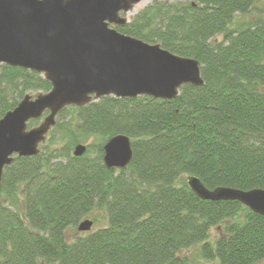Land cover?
<instances>
[{
  "label": "trees",
  "instance_id": "obj_1",
  "mask_svg": "<svg viewBox=\"0 0 264 264\" xmlns=\"http://www.w3.org/2000/svg\"><path fill=\"white\" fill-rule=\"evenodd\" d=\"M114 28L199 61L205 83L184 85L172 101L108 96L60 112L39 154L4 169L0 264H192L181 252L194 246L220 264L264 261V216L202 200L187 183L264 189V0H156ZM50 90L41 74L0 64V119ZM117 135L130 138L133 158L108 169L103 146ZM94 211L107 226L68 242L66 231Z\"/></svg>",
  "mask_w": 264,
  "mask_h": 264
},
{
  "label": "water",
  "instance_id": "obj_2",
  "mask_svg": "<svg viewBox=\"0 0 264 264\" xmlns=\"http://www.w3.org/2000/svg\"><path fill=\"white\" fill-rule=\"evenodd\" d=\"M142 1L0 0V64L37 72L51 84L49 92L26 95L0 119V185L5 167L15 157L39 154L67 107H83L108 96L172 101L184 85H204L199 61L113 28L127 24V15ZM42 118L29 128L30 121ZM103 150L108 169L127 168L133 158L125 135L109 139ZM86 151L87 145L79 144L73 155ZM187 183L202 200L238 201L264 216V189L211 190L195 176H188ZM93 225L86 219L78 230L89 232Z\"/></svg>",
  "mask_w": 264,
  "mask_h": 264
},
{
  "label": "rangeland",
  "instance_id": "obj_3",
  "mask_svg": "<svg viewBox=\"0 0 264 264\" xmlns=\"http://www.w3.org/2000/svg\"><path fill=\"white\" fill-rule=\"evenodd\" d=\"M156 0H143L141 3H139L138 5L135 6V8L127 15L128 19H131L133 16H135L136 14H138L141 10H143L145 7H147L148 5H150L151 3H153ZM172 2H183L185 0H171ZM254 18V14H251L249 16H243V17H238L235 22H234V29L238 27V25H243L249 21H251ZM245 26V25H244ZM222 39V36H219L215 39V42H219ZM34 96L36 94H33ZM43 121V119H41L40 121H38L36 123V125H29V128H34L36 126H38L41 122ZM51 134L48 135V139H46L45 141V145H47V143L49 142V140L51 139ZM48 141V142H47ZM94 141L90 140L89 142L85 143V145L88 144H92ZM94 151V150H92ZM4 202V201H3ZM6 203V202H5ZM8 204V203H6ZM14 210L18 211L20 214L23 215L24 213V207L22 203H19V205L17 206V208H13ZM96 219V221L94 222L93 228L92 230H97L99 228L105 227L108 224L107 221V217L106 214L103 211H94L89 217H87L86 219ZM220 228H213L211 230V235H210V241L211 242H215L219 236H220ZM83 233V232H82ZM78 228H69L66 231V239L68 242H72L73 240L76 239L77 236L82 234ZM182 256H187L190 258L192 264H220L218 261H207V260H203L200 255H199V246H194L192 248H189L187 250H184L181 252ZM258 264H264V261L258 263Z\"/></svg>",
  "mask_w": 264,
  "mask_h": 264
}]
</instances>
